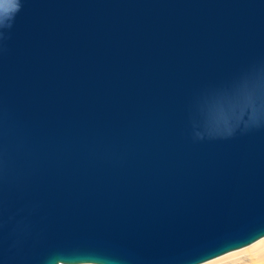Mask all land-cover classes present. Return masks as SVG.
<instances>
[{"label":"water","instance_id":"obj_1","mask_svg":"<svg viewBox=\"0 0 264 264\" xmlns=\"http://www.w3.org/2000/svg\"><path fill=\"white\" fill-rule=\"evenodd\" d=\"M13 2L0 264H200L264 237V0Z\"/></svg>","mask_w":264,"mask_h":264},{"label":"bare ground","instance_id":"obj_2","mask_svg":"<svg viewBox=\"0 0 264 264\" xmlns=\"http://www.w3.org/2000/svg\"><path fill=\"white\" fill-rule=\"evenodd\" d=\"M264 252V237L256 240L255 242L227 252L216 258L208 260L200 264H257L259 260L257 259L260 253ZM224 257V258H223ZM65 264V263H60ZM78 264H97V263H78Z\"/></svg>","mask_w":264,"mask_h":264},{"label":"snow or ice","instance_id":"obj_3","mask_svg":"<svg viewBox=\"0 0 264 264\" xmlns=\"http://www.w3.org/2000/svg\"><path fill=\"white\" fill-rule=\"evenodd\" d=\"M0 8H4L6 11H10L15 8V3L13 0H3L0 2Z\"/></svg>","mask_w":264,"mask_h":264},{"label":"rangeland","instance_id":"obj_4","mask_svg":"<svg viewBox=\"0 0 264 264\" xmlns=\"http://www.w3.org/2000/svg\"><path fill=\"white\" fill-rule=\"evenodd\" d=\"M257 259L259 260V262L257 264H264V252L260 253V255H258Z\"/></svg>","mask_w":264,"mask_h":264},{"label":"clouds","instance_id":"obj_5","mask_svg":"<svg viewBox=\"0 0 264 264\" xmlns=\"http://www.w3.org/2000/svg\"><path fill=\"white\" fill-rule=\"evenodd\" d=\"M19 10H20V5L17 4L16 7L13 9V12H17V11H19Z\"/></svg>","mask_w":264,"mask_h":264}]
</instances>
